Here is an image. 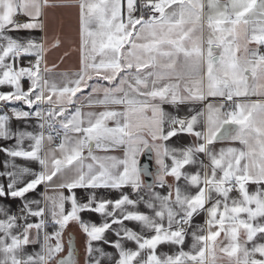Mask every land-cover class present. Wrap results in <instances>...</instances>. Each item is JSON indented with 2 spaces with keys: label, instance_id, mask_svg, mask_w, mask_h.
I'll list each match as a JSON object with an SVG mask.
<instances>
[{
  "label": "snow or ice",
  "instance_id": "6c2138e0",
  "mask_svg": "<svg viewBox=\"0 0 264 264\" xmlns=\"http://www.w3.org/2000/svg\"><path fill=\"white\" fill-rule=\"evenodd\" d=\"M0 89V264H264V0H0Z\"/></svg>",
  "mask_w": 264,
  "mask_h": 264
},
{
  "label": "crops",
  "instance_id": "0c3cea01",
  "mask_svg": "<svg viewBox=\"0 0 264 264\" xmlns=\"http://www.w3.org/2000/svg\"><path fill=\"white\" fill-rule=\"evenodd\" d=\"M53 15L62 20V26L57 27L54 31H50L49 37L51 39L52 36L59 35L60 38L64 41V43L59 49H54L53 51L49 53L48 64L49 66H51L53 63L59 64V67L56 69V71H62L68 68H72L73 70H75L77 67L78 53L76 51H73L72 49L76 47V41H77V32H76L77 24H78L77 10L76 9H57V10H54L52 13H50V18ZM35 35H39V33H36ZM250 47H254V45ZM65 51H69L70 54L68 56H64L63 63L61 64L60 57L63 56ZM27 83H28L27 81H24L25 87H27ZM0 90H6V89H0ZM165 108L166 110L170 112L174 111V109L169 105H165ZM25 110H27L26 107H25ZM179 114L180 115L185 114L184 107H181ZM25 127L26 126L23 124L22 121L13 120V128L24 129ZM27 130H32V129L27 128ZM192 142H195V141H194V138L190 136H182L180 138L174 137L171 141H169V143L173 145H187ZM3 159H4L3 154L0 153V161H2ZM33 167H35V165H33ZM249 189L250 191H252L255 189V186L250 185ZM42 190H43V186H41L37 191H42ZM77 192L80 196L84 195V190H77ZM98 192L100 195L108 197V198H115V197H118L119 195L118 192H115L113 190H98ZM34 195H35L34 193L29 194L30 197ZM0 204L9 205L12 211L14 212L17 211L19 207L21 206V202L18 199L14 201L13 200H8V201L0 200ZM141 210H143V208H141ZM82 216L84 217L85 220L94 221L96 223H99L101 221V217L95 213H83ZM203 222H204V216L202 214L194 218L195 224H202ZM130 226L132 225L130 224ZM69 237L75 238L77 247L80 250V264H85L86 257L84 256V252H83L84 236L75 223L70 224L68 229L66 230L65 236L63 237L65 243H67V240L69 239ZM190 241H191V237H189L187 243H190ZM28 247H29V250H31L35 246L30 245ZM102 247H104L105 251L107 252L112 251V249L108 248L107 246L102 245ZM162 248L164 251L169 250L167 246H162ZM185 250H187V248ZM102 264H105V262L102 261Z\"/></svg>",
  "mask_w": 264,
  "mask_h": 264
},
{
  "label": "water",
  "instance_id": "95a60500",
  "mask_svg": "<svg viewBox=\"0 0 264 264\" xmlns=\"http://www.w3.org/2000/svg\"><path fill=\"white\" fill-rule=\"evenodd\" d=\"M144 158L142 157L141 158V161L143 162ZM153 170H155V166L153 165Z\"/></svg>",
  "mask_w": 264,
  "mask_h": 264
}]
</instances>
